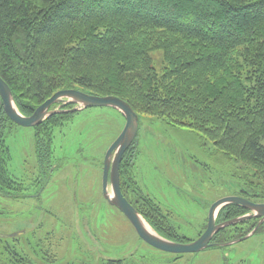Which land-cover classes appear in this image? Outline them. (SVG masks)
<instances>
[{"label": "trees", "instance_id": "obj_1", "mask_svg": "<svg viewBox=\"0 0 264 264\" xmlns=\"http://www.w3.org/2000/svg\"><path fill=\"white\" fill-rule=\"evenodd\" d=\"M155 50L163 54L161 76L151 58ZM0 77L24 116L55 92L77 89L118 97L139 120L160 117L201 133L251 169L237 178V196L264 203V0H0ZM72 116L52 115L35 128V155L45 172L56 131ZM11 125L0 108V194L29 198L34 189H25L27 179L7 169L4 133ZM135 158L136 139L122 158L124 197L159 235L190 242L156 202L135 190ZM246 212L226 205L216 222ZM248 223L220 230L213 241L227 231L245 236L253 227ZM133 258L101 264H134ZM0 264L33 263L23 251L4 247Z\"/></svg>", "mask_w": 264, "mask_h": 264}, {"label": "rangeland", "instance_id": "obj_2", "mask_svg": "<svg viewBox=\"0 0 264 264\" xmlns=\"http://www.w3.org/2000/svg\"><path fill=\"white\" fill-rule=\"evenodd\" d=\"M151 58L161 76L162 51H153ZM124 123L116 109L89 108L56 131L53 156L59 168L43 194L19 199L0 194V256L8 247L23 251L33 264H101L108 258L130 256L134 264H264V224L242 242L185 254L175 261L173 255L151 248L138 237L127 219L106 202L101 187L104 155ZM4 135L9 174L29 178L33 129L20 127ZM132 164L135 190L156 202L179 235L191 241L204 231L209 207L237 196V178L252 174L250 168L219 152L203 134L148 115L139 120ZM15 230L24 233L13 235L18 237L14 240L10 233ZM234 235L227 231L215 243H227Z\"/></svg>", "mask_w": 264, "mask_h": 264}, {"label": "water", "instance_id": "obj_3", "mask_svg": "<svg viewBox=\"0 0 264 264\" xmlns=\"http://www.w3.org/2000/svg\"><path fill=\"white\" fill-rule=\"evenodd\" d=\"M58 104L64 106L74 105V108L69 110L52 109ZM102 107L116 109L122 114L125 121L122 131L108 147L104 155L101 181L103 197L109 205L116 208L127 219L138 237L144 243L160 252L173 255H185L196 254L211 248L230 246L242 242L256 233L259 226L264 222V203H254L239 196H231L219 199L209 207L206 228L197 239L180 243L162 237L128 202L121 191L120 164L123 155L134 142L139 128L138 115L128 103L114 96L98 97L77 89L60 90L39 105L31 115L24 116L18 111L9 86L0 77V108L11 122L22 128L36 127L52 115L74 114L89 108ZM226 205H238L248 213L217 223V215ZM253 219H259V222L244 237L224 244L212 242L214 235L220 230ZM145 224L148 225L149 229L146 228ZM19 234H22V232Z\"/></svg>", "mask_w": 264, "mask_h": 264}, {"label": "flooded vegetation", "instance_id": "obj_4", "mask_svg": "<svg viewBox=\"0 0 264 264\" xmlns=\"http://www.w3.org/2000/svg\"><path fill=\"white\" fill-rule=\"evenodd\" d=\"M56 108H59V109H63V110H69V109H72V108H74V105H61V104H58V105H56L55 106ZM55 107H53V108H55ZM52 108V109H53ZM79 112H77V113H74V114H67V115H75V114H78ZM10 121V120H9ZM11 122V121H10ZM11 129L13 130H17L18 128H20L19 126H17L16 124H14L13 122H11ZM39 126V125H38ZM37 127V126H36ZM36 127H33V128H31V129H33V132H35V128ZM34 147H35V145H34ZM131 147V146H130ZM129 149V148H128ZM124 156V155H123ZM52 158H53V163L50 165V168H49V170L47 171V172H45L44 170H42L41 168H40V164H39V161L37 160V158H36V155H35V150H34V162H33V166H32V169H31V173H30V177L29 178H26L27 180H23V181H28L27 183H26V187H25V189H34V192H30L29 194H27V196L29 197V198H39L42 194H43V192L45 191V188H46V185L49 183V181H50V179H51V177H52V175H53V173L55 172V170L57 169V168H59L58 167V164L56 163V160L57 159H55L54 158V156H52ZM121 163H122V161H121ZM102 167H103V164H102ZM120 169H121V164H120ZM29 185H32V186H29ZM34 186V187H33ZM120 187H121V174H120ZM122 191V190H121ZM248 212H246V214H247ZM245 215V214H244ZM252 221H256L255 222V225H253V222ZM248 224H247V226L249 227H251V225H253V227H252V229H251V231L255 228V226L258 224V222H259V219H253V220H248ZM264 224V222L261 224V226ZM261 226H259V228L257 229V231H256V233L259 231V229L261 228ZM250 231V232H251ZM249 232V233H250ZM248 234V233H247ZM246 234V235H247ZM244 237V236H243ZM240 238H242V237H238L237 239H240ZM236 239V240H237ZM231 240H234V238L233 239H231ZM231 240H229V241H231ZM212 242L213 243H215L214 241H213V239H212ZM228 242V241H227ZM217 244V243H216Z\"/></svg>", "mask_w": 264, "mask_h": 264}, {"label": "bare ground", "instance_id": "obj_5", "mask_svg": "<svg viewBox=\"0 0 264 264\" xmlns=\"http://www.w3.org/2000/svg\"><path fill=\"white\" fill-rule=\"evenodd\" d=\"M145 226H146L147 229H149L148 225L145 224Z\"/></svg>", "mask_w": 264, "mask_h": 264}]
</instances>
